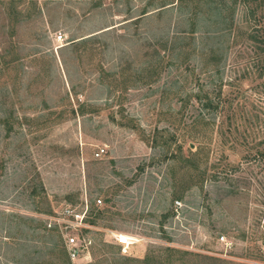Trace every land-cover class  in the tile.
<instances>
[{
  "label": "rangeland",
  "instance_id": "rangeland-1",
  "mask_svg": "<svg viewBox=\"0 0 264 264\" xmlns=\"http://www.w3.org/2000/svg\"><path fill=\"white\" fill-rule=\"evenodd\" d=\"M9 1L0 264H143L169 248L176 264H264V164L242 160L264 139L248 38L264 0ZM65 206L91 227L74 261L44 222Z\"/></svg>",
  "mask_w": 264,
  "mask_h": 264
},
{
  "label": "trees",
  "instance_id": "trees-1",
  "mask_svg": "<svg viewBox=\"0 0 264 264\" xmlns=\"http://www.w3.org/2000/svg\"><path fill=\"white\" fill-rule=\"evenodd\" d=\"M12 0H10L9 2H11ZM179 3L178 5V8H179V11H182L183 8H182V4H183V0H177V4ZM263 4V3H262ZM260 5H257V8L259 7ZM161 8H163V6H161ZM164 10V9H163ZM162 10H159L158 12H160ZM217 14L218 16L220 17L221 14H222V9H219L217 10ZM255 11H252L251 12V18H253V16L255 15ZM145 15V13H142L141 16ZM262 15V14H261ZM194 16L195 18V13L192 12L190 17ZM264 11H263V15L258 19H253L254 20V23H256L257 25H254L252 27V30L251 32L249 33L248 35V38L251 40L252 44H254V50H255V54L257 57H259V60L257 61V66H258V70L257 71V79H262V85H264V23L263 25H261L260 21L262 20V22H264ZM140 19V18H139ZM138 19V20H139ZM226 27H224L223 29H218L216 30V32L220 35L224 34L225 31H228L229 29H225ZM196 33L197 32V26H196V23L194 24H191V33ZM211 76V75H210ZM221 85V84H220ZM229 85V84H228ZM200 94H191L190 96L191 97H194L195 100L197 102H201L200 100ZM189 96V97H190ZM206 97V96H204ZM209 99V98H207ZM256 150L254 152H252L251 154H244L242 156V160H248L250 158H253V161L255 160H258L260 162H262L264 164V139L255 147ZM221 165V160H218V163L215 164L214 168H215V171L217 168H219V170L221 169L223 172H228V171H233L236 172V169L238 167V165L235 167V165H232V164H229L227 163L226 165ZM218 170V171H219ZM213 173V176L215 175V172ZM169 254L166 255L165 258H161L160 256H152L150 253L147 254L143 260H141L140 262L143 263V264H176V260L175 259H172V255H174L175 253H177V251H174V249H166ZM182 254L186 255V256H191L190 253H187V252H183ZM123 259V257H120L118 258L119 261H121ZM124 261H128L129 259L128 258H124L123 259ZM90 264H95V263H90ZM115 264H119L118 261H115Z\"/></svg>",
  "mask_w": 264,
  "mask_h": 264
},
{
  "label": "built area",
  "instance_id": "built-area-1",
  "mask_svg": "<svg viewBox=\"0 0 264 264\" xmlns=\"http://www.w3.org/2000/svg\"><path fill=\"white\" fill-rule=\"evenodd\" d=\"M55 40H62V35L57 34ZM104 152V149H99L94 153V157L99 158ZM100 203V200L96 201V204ZM86 216V207L81 211H74L70 206H65L61 211L54 212L44 218L48 229H54L60 233L71 261H74L81 254V249L86 248L87 244H90L89 240H85L87 243H83V245L80 242V233L91 228L86 222ZM108 233L118 245L122 246L123 251L132 244L129 237H126L125 240L120 234Z\"/></svg>",
  "mask_w": 264,
  "mask_h": 264
},
{
  "label": "bare ground",
  "instance_id": "bare-ground-1",
  "mask_svg": "<svg viewBox=\"0 0 264 264\" xmlns=\"http://www.w3.org/2000/svg\"><path fill=\"white\" fill-rule=\"evenodd\" d=\"M123 237V236H122ZM125 239V238H124ZM126 240V239H125Z\"/></svg>",
  "mask_w": 264,
  "mask_h": 264
}]
</instances>
